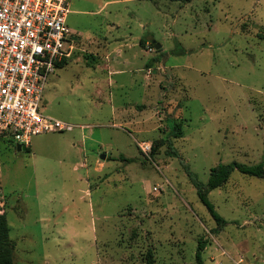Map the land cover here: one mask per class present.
Returning a JSON list of instances; mask_svg holds the SVG:
<instances>
[{
	"label": "rangeland",
	"instance_id": "374dc122",
	"mask_svg": "<svg viewBox=\"0 0 264 264\" xmlns=\"http://www.w3.org/2000/svg\"><path fill=\"white\" fill-rule=\"evenodd\" d=\"M70 3L68 26L86 52L109 44L118 73L75 54L41 109L73 131L20 152L0 137L14 264H197L200 240L205 264H264V178L209 193L223 227L198 189L218 165L264 162V0Z\"/></svg>",
	"mask_w": 264,
	"mask_h": 264
},
{
	"label": "built area",
	"instance_id": "2783aa9c",
	"mask_svg": "<svg viewBox=\"0 0 264 264\" xmlns=\"http://www.w3.org/2000/svg\"><path fill=\"white\" fill-rule=\"evenodd\" d=\"M70 12V0H0V136L16 145L73 130L41 111L49 77L75 53ZM140 148L147 154L152 145Z\"/></svg>",
	"mask_w": 264,
	"mask_h": 264
},
{
	"label": "trees",
	"instance_id": "16d2710c",
	"mask_svg": "<svg viewBox=\"0 0 264 264\" xmlns=\"http://www.w3.org/2000/svg\"><path fill=\"white\" fill-rule=\"evenodd\" d=\"M173 2H181L183 4H188L192 2L193 0H172ZM142 43L144 44L145 41L142 40ZM63 64L60 65V68H63ZM142 109V107H139ZM183 129L182 125L179 123L176 125V138L183 137ZM2 137V136H0ZM12 144L16 146L14 141L9 139ZM169 144V150L171 153L176 156V153L172 151L171 149V142H168ZM156 147L154 148L155 152ZM26 151H29V147L26 148ZM122 160H128V162H132V159H125L124 157H121ZM240 172L241 174L248 175L251 177H257V178H264V162L259 163L257 165L249 166L246 164L241 163H232V164H221L217 167L213 168L210 173V178L207 186L198 185L199 189V196L203 204L208 208L211 215L219 225V227H223L227 225V221L223 217L219 215V213L216 211V208L214 204L209 199V193L215 189L221 188L224 185L228 183L230 180L232 174L234 172ZM0 264H14V258L13 253L15 249V243L10 239V227L7 221V213L5 212L4 205L5 203L0 200ZM207 241L200 240L198 243V248L196 252V261L197 264H205L202 254L204 250L206 249ZM154 254L152 251H148L146 262L145 264H154Z\"/></svg>",
	"mask_w": 264,
	"mask_h": 264
},
{
	"label": "crops",
	"instance_id": "0c3cea01",
	"mask_svg": "<svg viewBox=\"0 0 264 264\" xmlns=\"http://www.w3.org/2000/svg\"><path fill=\"white\" fill-rule=\"evenodd\" d=\"M118 1H111V2H106V4L102 7V9L104 8V7H106V6H108V5H111V4H116ZM70 15V14H69ZM69 17V16H68ZM67 24H68V19H67ZM74 32H75V35H74V37H73V40H74V44H75V53H74V55L76 54H79V55H81L82 53H88V55L90 56V55H93V56H91V58H95L96 59V61L95 62H92L91 63V66H89V67H93V68H97V67H101L98 63H99V61H100V59H101V56H100V54H102V56H104V59L106 60V64L104 65V66H102V69L103 70H109V72L110 73H118V72H115V71H110V70H112L113 69V62H114V58H113V61H111V57H112V54H114V51H112V52H108V46H109V44H108V46H106V47H102L101 49H98V47L96 46V50L99 52L97 55H94V53H89V52H86V50H85V48H84V41H83V38H82V35H80L79 34V32H77V31H75V30H73ZM105 40H107V39H105ZM108 41V40H107ZM88 45L89 46H91V47H95V45H93V43H91V42H88ZM119 52H120V50H119ZM78 55V56H79ZM80 57H82V55L81 56H79V57H77L78 59L80 58ZM97 57L99 58V61H97ZM73 59H76V58H74V56H73ZM73 59L71 60V61H73ZM71 61H69V62H66V63H64V65H63V67H65V66H67L68 65V63H70ZM93 65V66H92ZM73 131V130H72ZM70 132V131H69ZM31 144V143H30ZM16 148H17V145H16ZM29 148H30V145H29ZM18 150V149H17Z\"/></svg>",
	"mask_w": 264,
	"mask_h": 264
},
{
	"label": "water",
	"instance_id": "95a60500",
	"mask_svg": "<svg viewBox=\"0 0 264 264\" xmlns=\"http://www.w3.org/2000/svg\"><path fill=\"white\" fill-rule=\"evenodd\" d=\"M156 48L157 49H160L161 48V45L160 44H157ZM17 149H18L19 152L20 151H26V147H22L21 145H17ZM105 158H106L105 156L102 157V159H105Z\"/></svg>",
	"mask_w": 264,
	"mask_h": 264
}]
</instances>
